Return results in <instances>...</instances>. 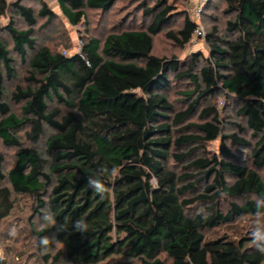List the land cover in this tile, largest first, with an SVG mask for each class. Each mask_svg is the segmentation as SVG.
<instances>
[{
	"label": "trees",
	"instance_id": "16d2710c",
	"mask_svg": "<svg viewBox=\"0 0 264 264\" xmlns=\"http://www.w3.org/2000/svg\"><path fill=\"white\" fill-rule=\"evenodd\" d=\"M22 1L0 0V23L12 6L28 26L19 29L13 20L6 25L12 49L0 33V139L4 146L17 148L9 169L0 150V223L12 215L18 196L32 201L33 217L53 213L56 227L37 231L30 222L40 251L41 237L54 235L62 245L55 254L44 255L48 264H105L114 257L137 264H264V255L248 246L247 238L206 240L203 233L238 216L254 215L256 200L248 197H264L260 173L264 169V0H225L226 12L232 16L226 27L229 36L220 37L218 28H213L208 34L210 56L201 68L197 66L201 53L194 54L189 64L153 54L154 36L171 22L174 11L166 5L155 13L165 0L147 8V16L155 13L148 27L111 34L103 44L91 37L73 55L37 48V17ZM36 1L41 5L39 16L51 22L57 14L45 0ZM56 1L67 22L76 27L86 20L87 9L107 12L117 0ZM197 28L186 17L184 27L168 36L185 47ZM12 52L23 62L29 59V70L26 84L10 91L7 84L19 78ZM181 80L195 86L184 96L198 91L197 99L212 97L218 89L240 102L239 115L245 117L255 141L238 133L223 135L219 115H214L197 126L201 134L181 136L174 144L222 138L221 156L233 158L225 143L230 140L251 150L254 168L217 155L190 162L186 169L197 174H179L169 167L173 143L169 91L174 81ZM8 96L21 106L20 114L6 101ZM56 102L69 110L65 113L53 106ZM196 104L193 101L176 114L173 123L189 119ZM214 111L208 107L201 117ZM25 129L29 146L20 137ZM44 139L46 157L35 147ZM186 156L176 157L181 161ZM113 165L121 167L120 176L114 181L102 177L110 191L101 198L87 186L88 177L101 166ZM202 181L206 186L198 192ZM221 195L248 200L244 205L232 202L222 213ZM196 204L208 205L211 213L193 211ZM77 219L88 223L87 233L71 227ZM55 248L50 241L48 249Z\"/></svg>",
	"mask_w": 264,
	"mask_h": 264
},
{
	"label": "rangeland",
	"instance_id": "374dc122",
	"mask_svg": "<svg viewBox=\"0 0 264 264\" xmlns=\"http://www.w3.org/2000/svg\"><path fill=\"white\" fill-rule=\"evenodd\" d=\"M8 1L12 4L18 0ZM45 1L50 9L57 14L51 22H48L46 17L39 16L38 12L41 5L38 1H22L23 4L34 9L37 17V23L34 26L37 48L46 46L54 52L73 55L81 52L82 41L91 37L98 38L103 44L106 38L111 34L148 27L153 21L155 13L160 12L166 5H169L174 7L172 19L169 24L163 27L159 34L154 36L153 54L165 58L175 57L182 60L183 63L189 64L194 54L201 53L203 58L198 62L197 66L199 68L206 65L205 60L210 56L211 45L208 40V34L213 32L214 27H217V35L228 38L229 35L226 31L227 21L232 18V16L226 12L227 4L225 0H207L200 16H196L194 13L197 0H165V3L156 10L154 16H147L145 12L147 8L156 5V0H117L114 6L107 12L87 9L86 20L75 27L70 25L62 15L56 0ZM186 17L196 22L198 27L204 30L205 35L203 36L195 33L192 41L185 45V47H181L168 36V33L182 29ZM10 20H13L19 29H26L28 26L25 20L19 16L11 6L7 15L0 23V33L9 48L12 49L13 41L6 31V25L9 24ZM31 52L32 51H30L28 56L29 59L32 54ZM12 56L15 59V66L19 78L7 84V88L10 91H13L18 84H26L25 77L28 75L29 70V59L25 62L21 61L16 52H12ZM187 82L188 80L174 81L172 89L169 91V97L173 104V111L170 114V122L172 124L170 135L172 136L173 143L169 150V167L179 174H197L199 171L195 169H186L190 166V162L199 158H211L217 155L220 158H225L238 164L254 168L251 150L245 146L235 145L230 140H226L225 143L228 145L232 154H234L233 158L221 156V144L224 142L222 138L210 143H192L187 145L174 144V141L181 136L201 134L197 126L208 120H212L214 115H219L222 122L223 135L238 133L241 137L250 142L255 141L252 130L247 126L245 117L239 115L238 110L241 108L240 102L218 89H216L217 91L212 97H208L209 95H207L197 99L198 91L194 92L191 97L184 96L182 93L195 91V86ZM6 101L11 104L13 111L20 114V105L11 101L9 96L6 97ZM193 101H197L193 115L183 123L174 124V116L186 110ZM53 104V106L56 104L62 107L65 113L69 110L65 104H57V102ZM208 107H213L215 111L209 116L202 118L203 110ZM237 124L243 126V131L238 129ZM26 131L27 129L23 130L20 133V137L22 144L29 146L30 142L26 138ZM51 133L52 131H47V134ZM45 141V139L41 140L35 147L46 157ZM0 150L6 158L5 168H11L14 163L17 148L4 146L0 139ZM182 154H187V156L179 161L176 156ZM260 173L264 178V169H261ZM205 186L206 184L202 181L198 187V192L203 191ZM248 198L256 200L253 196H249ZM247 200L248 199L245 197L232 198L221 195L218 200V209L220 212L226 213L232 202L244 205ZM207 206L206 204H196L193 206L192 210H206L208 213H211ZM33 214V203L28 197H15V209L12 215L0 223V254H3L4 257L3 260H0V264H48L44 259V255L48 252L55 254L58 249L62 248V245L56 241L55 236L50 235L48 238L54 243L56 248L53 250L47 248V250L43 249V251L38 249L36 237L32 231L30 222H34L38 227V224L42 222L43 216L38 215L33 217ZM31 216L32 220L30 219ZM252 218L253 215L238 216L233 222L220 224L217 228H207L203 231L205 239L211 240L222 236L237 240L247 238L248 246L253 247L250 242L249 234L251 228L250 220ZM13 229L16 231L15 236L10 235ZM161 257L166 259L168 263L170 262L165 254H162ZM61 264L71 263L67 262ZM105 264H137V261L124 257H114Z\"/></svg>",
	"mask_w": 264,
	"mask_h": 264
},
{
	"label": "clouds",
	"instance_id": "9594fccd",
	"mask_svg": "<svg viewBox=\"0 0 264 264\" xmlns=\"http://www.w3.org/2000/svg\"><path fill=\"white\" fill-rule=\"evenodd\" d=\"M121 172V167L119 165H113L111 168L108 166H101L95 175H90L88 177L87 186L101 198H104L106 194L109 193L110 189L106 186L105 181L102 177H109L111 180L119 178ZM256 209L253 218L250 220V242L251 245L262 255H264V197H258L256 199ZM68 218H65L67 222ZM57 219L53 213L45 212L42 217V222L38 224L37 231H44L48 227H56ZM71 227H73L77 232L87 233L89 230L88 223L83 219H77L71 222ZM60 229L64 228V224L59 225ZM10 235L15 236L16 231L13 229ZM50 244V239L48 237H41L39 239V246L47 250ZM3 254H0V260H3Z\"/></svg>",
	"mask_w": 264,
	"mask_h": 264
},
{
	"label": "built area",
	"instance_id": "2783aa9c",
	"mask_svg": "<svg viewBox=\"0 0 264 264\" xmlns=\"http://www.w3.org/2000/svg\"><path fill=\"white\" fill-rule=\"evenodd\" d=\"M206 1L207 0H197V6L194 9V13L196 16H200ZM195 33L199 34V35H203V36L205 35L204 30L202 28H199V27L197 28Z\"/></svg>",
	"mask_w": 264,
	"mask_h": 264
}]
</instances>
